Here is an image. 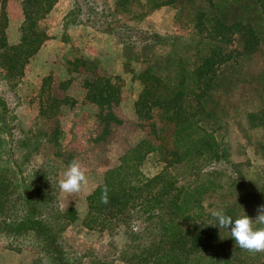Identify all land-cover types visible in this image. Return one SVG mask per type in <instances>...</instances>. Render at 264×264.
Segmentation results:
<instances>
[{"label":"trees","instance_id":"1","mask_svg":"<svg viewBox=\"0 0 264 264\" xmlns=\"http://www.w3.org/2000/svg\"><path fill=\"white\" fill-rule=\"evenodd\" d=\"M21 1L16 40L7 33L6 0L0 5V75L5 80L22 75L47 39L40 21L56 2ZM73 2L76 8L68 10L66 23L72 16V23L92 24L126 44H153L135 74L141 89L134 112L150 130L123 150L119 163L106 170L86 198L84 223L112 224L111 235L125 242L112 246L110 261L90 255L91 264L114 262L113 257L132 264H264L263 252L236 246L230 228L213 226L217 221L210 214L223 209L233 219L255 218L264 205V0H115L117 19L111 10L97 12ZM162 6L175 10L188 33L160 34L130 23ZM82 10L85 19L75 21ZM68 63L72 72L86 73L85 99L98 106L103 125L118 122L113 107L121 100L120 77L100 74L95 58ZM6 119L0 118V132L6 128L11 136L16 127ZM41 140L37 131L19 136L21 163L30 161L32 147ZM237 140L243 141L242 153ZM250 150L257 162L250 160ZM149 158L155 161L153 174L140 168ZM18 163L0 164V234L21 241L39 238L50 264H71L59 225L77 214L58 207L54 170L47 163L24 169ZM105 185L107 204L100 202Z\"/></svg>","mask_w":264,"mask_h":264},{"label":"rangeland","instance_id":"2","mask_svg":"<svg viewBox=\"0 0 264 264\" xmlns=\"http://www.w3.org/2000/svg\"><path fill=\"white\" fill-rule=\"evenodd\" d=\"M114 1L84 0L88 7H93L97 12L111 10L117 19L120 14L113 11ZM80 2L86 7L83 1ZM5 4L9 20L7 33L10 40H16L23 20L22 1L6 0ZM70 8H76L73 0H56L51 11L40 21L48 37L25 65L22 75L14 80H5L0 75V100L5 102L4 106L0 104V118L8 117L7 123L16 127L11 136H8L6 128L0 132V164H11L17 159L24 169L47 163L54 170L58 182L74 159L82 164L89 180L87 188L72 195L58 188L57 205L63 207L64 211L71 208L77 214L76 219L65 218L59 225L64 248L74 261L69 263L91 264L90 255L110 261L114 251L112 246H121L125 242L122 236L111 235L112 224L101 226L100 220L92 225L84 223L88 212L86 198L102 183L106 170L119 163L118 158L123 150L147 136L150 130L149 126H142L144 123L138 120L134 112L141 89L135 74L145 66V58L152 53L150 46L153 44H126L92 24L72 23V16L66 23L64 16ZM84 12L81 11L83 15L77 14L75 21L84 20ZM130 23L160 34L188 33V28L176 21L175 10L170 6L152 10L141 22ZM75 57L95 58L99 62L97 71L100 74L120 77L121 100L113 107L118 122L113 119L107 121L108 126L103 125L104 122L98 117V106L85 99L83 79L86 73L72 72V65L68 63ZM70 78V83L61 85ZM164 123V120L159 121V126ZM31 131H37L42 140L35 149L32 147L34 151H31L30 161L21 163L18 158L23 149L18 145V139L23 132ZM242 144V140L237 143L241 153L244 149ZM248 153L252 162L258 161L251 150ZM154 163L149 158L140 168L147 174H153ZM41 246L42 240L34 236L21 241L0 234V264H50ZM112 260L114 262L107 263L132 264L117 257Z\"/></svg>","mask_w":264,"mask_h":264},{"label":"clouds","instance_id":"3","mask_svg":"<svg viewBox=\"0 0 264 264\" xmlns=\"http://www.w3.org/2000/svg\"><path fill=\"white\" fill-rule=\"evenodd\" d=\"M58 183L61 192L69 195L77 194L86 189L89 183L86 169L74 159ZM108 193L109 189L105 185L100 196L101 203L109 202ZM210 214L217 221L212 224L213 226H218L220 229L230 228V236L234 239L236 246L250 253L264 252V205L257 208L255 218L245 214L233 219L223 209H212Z\"/></svg>","mask_w":264,"mask_h":264},{"label":"crops","instance_id":"4","mask_svg":"<svg viewBox=\"0 0 264 264\" xmlns=\"http://www.w3.org/2000/svg\"><path fill=\"white\" fill-rule=\"evenodd\" d=\"M57 4V3H56ZM66 14V13H65ZM39 50V49H38ZM38 52V51H37Z\"/></svg>","mask_w":264,"mask_h":264}]
</instances>
